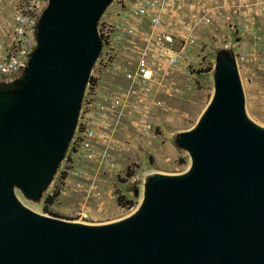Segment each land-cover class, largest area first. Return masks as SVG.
Listing matches in <instances>:
<instances>
[{
  "label": "water",
  "instance_id": "95a60500",
  "mask_svg": "<svg viewBox=\"0 0 264 264\" xmlns=\"http://www.w3.org/2000/svg\"><path fill=\"white\" fill-rule=\"evenodd\" d=\"M109 1L47 0L21 73L0 80V264H264V125L244 112L228 50L196 122L176 133L190 165L149 174L129 214L83 223L16 198L37 200L62 158Z\"/></svg>",
  "mask_w": 264,
  "mask_h": 264
},
{
  "label": "rangeland",
  "instance_id": "374dc122",
  "mask_svg": "<svg viewBox=\"0 0 264 264\" xmlns=\"http://www.w3.org/2000/svg\"><path fill=\"white\" fill-rule=\"evenodd\" d=\"M18 1L0 0V36ZM96 30L100 48L61 160L37 200L14 189L34 212L83 223L129 214L149 174L187 169L176 133L208 102L218 51L233 55L244 112L264 125V0H110ZM118 194L130 202H118Z\"/></svg>",
  "mask_w": 264,
  "mask_h": 264
},
{
  "label": "built area",
  "instance_id": "2783aa9c",
  "mask_svg": "<svg viewBox=\"0 0 264 264\" xmlns=\"http://www.w3.org/2000/svg\"><path fill=\"white\" fill-rule=\"evenodd\" d=\"M46 2L47 0H20L14 7L11 29L7 36H0V80L11 81L21 73L35 45V22ZM146 4L155 3L147 1ZM141 74L148 76L150 69L143 68Z\"/></svg>",
  "mask_w": 264,
  "mask_h": 264
},
{
  "label": "trees",
  "instance_id": "16d2710c",
  "mask_svg": "<svg viewBox=\"0 0 264 264\" xmlns=\"http://www.w3.org/2000/svg\"><path fill=\"white\" fill-rule=\"evenodd\" d=\"M127 174H128V175H131V172L128 171ZM55 194H57V190L54 191L53 194H49V195H47V196L45 197V201H46V202H51L52 199H53V195H55ZM122 198H123L122 194H118V195H117V201H118V202H120V203H122V204H128V203L130 202L129 199H122ZM120 199H122V200H120Z\"/></svg>",
  "mask_w": 264,
  "mask_h": 264
},
{
  "label": "bare ground",
  "instance_id": "6f19581e",
  "mask_svg": "<svg viewBox=\"0 0 264 264\" xmlns=\"http://www.w3.org/2000/svg\"><path fill=\"white\" fill-rule=\"evenodd\" d=\"M144 77V75H142ZM150 77V74L148 76H145V78H149Z\"/></svg>",
  "mask_w": 264,
  "mask_h": 264
}]
</instances>
